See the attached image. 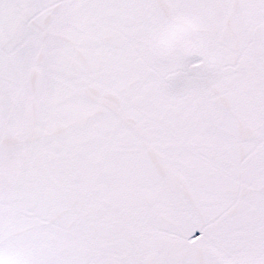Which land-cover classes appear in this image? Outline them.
<instances>
[{
  "label": "snow or ice",
  "instance_id": "6c2138e0",
  "mask_svg": "<svg viewBox=\"0 0 264 264\" xmlns=\"http://www.w3.org/2000/svg\"><path fill=\"white\" fill-rule=\"evenodd\" d=\"M0 264H264V0H0Z\"/></svg>",
  "mask_w": 264,
  "mask_h": 264
}]
</instances>
